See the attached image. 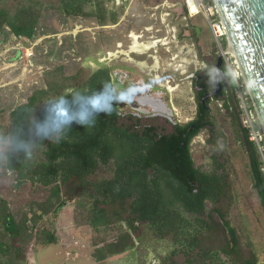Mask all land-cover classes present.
I'll return each mask as SVG.
<instances>
[{
	"label": "trees",
	"instance_id": "obj_1",
	"mask_svg": "<svg viewBox=\"0 0 264 264\" xmlns=\"http://www.w3.org/2000/svg\"><path fill=\"white\" fill-rule=\"evenodd\" d=\"M85 1H96L103 11L99 22L116 19L114 10H109L106 18L99 0H0V43L10 33L35 40L42 11L57 9L67 15H83ZM189 29L192 35L199 34L196 25ZM214 62L206 67L204 78L197 75L193 81L198 108L193 120L148 125L131 113L122 114L116 104L111 115L100 114L91 128L73 125L60 143L39 142L31 157L7 150L5 166L15 173L14 186L29 182L44 193L16 210L0 196V264H27L26 251L32 242H56V235L42 222L49 213L56 214L67 200L74 202V224L88 225L93 244L102 243L94 249L96 258L128 250L147 237H171L191 250L200 246L201 257L205 245L208 264H263L255 253L242 251L235 228L220 206L222 201H229L227 171L221 163L209 171L200 169L190 151L191 138L203 128L197 122L205 113L199 99L211 83L208 72ZM219 69L224 77L219 80L221 92L215 97L220 98L229 117L235 141L247 152L252 187L264 216V174L255 147L239 124L229 72L223 63ZM105 80H111L110 68L105 64L91 71L79 66L72 73L65 72L63 63L46 68L40 84L32 86L23 100L9 105L8 135L32 138L29 108L31 114L39 115L45 98L69 87L99 88ZM207 122L211 125L207 141L214 144L219 129L214 122ZM213 159H217L215 155ZM186 213L195 214L194 221L204 223L205 231H188L192 221ZM219 253L225 259L220 261ZM190 255L186 260L193 264L198 251ZM160 259V264H166V256Z\"/></svg>",
	"mask_w": 264,
	"mask_h": 264
},
{
	"label": "rangeland",
	"instance_id": "obj_2",
	"mask_svg": "<svg viewBox=\"0 0 264 264\" xmlns=\"http://www.w3.org/2000/svg\"><path fill=\"white\" fill-rule=\"evenodd\" d=\"M99 3L105 9L106 18L109 10L116 11L114 22L109 19L98 21L103 11L99 10L96 1L83 2V15H67L57 9L42 11L35 30L37 42L33 48V62L47 68L63 63L66 73H72L79 66L91 71L105 63L109 52L126 51L132 41L131 33L140 35L138 39L143 42L156 40V44L145 52H127L134 60H145L149 66L153 58L147 53L156 54L159 64L156 71H150V74L146 70L139 72L132 62L127 61L128 54L124 52H119L117 59H110L109 65L116 69L123 80V87L125 84L139 85L142 89L140 92L149 88L155 91L158 89L155 74L159 75V80L167 88L174 83L175 87L171 90H166L165 86L158 90L165 100L166 97L171 99L176 121L184 123L189 120L196 102L193 81L197 75H204L206 67L213 63L218 54V45L209 33L205 20L199 15L185 18L182 0H99ZM191 25L199 27L198 35L191 34ZM9 35V49L3 51L5 43H0L2 56H12L14 50L11 46L17 42L29 41L27 39L24 42L25 37H13L10 40L13 34ZM194 67V74L186 77L187 73L193 72ZM1 72L11 78L10 82L0 88V136H7L9 104L13 100H23L30 88L41 81L37 69L26 71L20 64ZM168 78L170 82L166 81ZM134 98L133 95L130 102L122 104L121 109L126 111L136 106ZM207 106L208 119L219 129L220 136L211 144L207 141V128L203 129L191 140L192 157L202 170L209 171L218 163L225 168L229 201H222L220 206L229 224L235 228L242 251L255 253L264 264V218L252 187L247 152L235 141L220 98L210 99ZM156 121L159 125L163 123V118L159 116ZM215 147H218L216 151ZM6 152V147L0 148V196L7 199L16 210L29 200L41 196L44 191L41 187H32L29 182L14 186L15 173L5 166ZM214 155L217 159H213ZM99 174L105 175L107 172L100 171ZM73 207V200H67L56 214L49 213L44 218L42 224L56 235L57 240L54 243L32 242L26 251L27 264H73L72 260L64 257L62 247L65 242L94 240L88 225L74 224ZM151 240L147 237L144 247L160 262V257L169 249L170 240ZM79 262L74 261V264ZM81 262L86 264V261Z\"/></svg>",
	"mask_w": 264,
	"mask_h": 264
},
{
	"label": "clouds",
	"instance_id": "obj_3",
	"mask_svg": "<svg viewBox=\"0 0 264 264\" xmlns=\"http://www.w3.org/2000/svg\"><path fill=\"white\" fill-rule=\"evenodd\" d=\"M230 71V70H229ZM210 82L215 85L224 74L213 67L208 72ZM139 85L121 87L115 80H105L99 88H66L62 93L49 96L41 103L39 115L27 111L32 138L23 139L17 135L0 136V148L9 152L23 153L31 157L41 141L60 143L66 138L73 125L91 128L100 114L111 115L118 103L130 102L135 92L141 91Z\"/></svg>",
	"mask_w": 264,
	"mask_h": 264
},
{
	"label": "water",
	"instance_id": "obj_4",
	"mask_svg": "<svg viewBox=\"0 0 264 264\" xmlns=\"http://www.w3.org/2000/svg\"><path fill=\"white\" fill-rule=\"evenodd\" d=\"M225 28V39L233 51L258 124L264 133V0H211ZM128 54V53H127ZM132 59V57H131ZM222 55L215 56L214 67L220 68ZM218 81L204 95L217 94Z\"/></svg>",
	"mask_w": 264,
	"mask_h": 264
},
{
	"label": "built area",
	"instance_id": "obj_5",
	"mask_svg": "<svg viewBox=\"0 0 264 264\" xmlns=\"http://www.w3.org/2000/svg\"><path fill=\"white\" fill-rule=\"evenodd\" d=\"M182 6L185 18L199 15L205 20L209 33L218 45L217 53L222 55V63L228 70L232 81L233 93L237 100L240 124L246 130L247 139L252 142L255 147L259 159V168L264 174V133L258 124L257 115L250 101L237 60L225 39V28L217 15L216 8L211 0H182ZM139 36L140 35H138V37ZM28 40L27 43L17 42L13 45L18 52L16 59L3 61L2 68L15 67L17 63L22 65V69L26 71H31L35 68L41 80V74L47 67L33 62V48L37 40ZM223 40H225V43H223ZM151 55L154 59L155 54L151 53ZM111 57L113 56L111 55ZM111 57L108 54L106 58L109 60Z\"/></svg>",
	"mask_w": 264,
	"mask_h": 264
},
{
	"label": "flooded vegetation",
	"instance_id": "obj_6",
	"mask_svg": "<svg viewBox=\"0 0 264 264\" xmlns=\"http://www.w3.org/2000/svg\"><path fill=\"white\" fill-rule=\"evenodd\" d=\"M130 37H131V35H130ZM127 50L129 51V46H128V49ZM115 52H117V53L116 54H113L112 55L113 57L110 56L111 59H114V58L117 59L118 53L119 52H124V50L123 51L116 50ZM124 53L126 54L127 52H124ZM147 54H148V56L152 57L151 54H149V53H147ZM107 59L105 60V63H103V64L107 65L110 68V78H111V80L117 81L119 83V85L121 87H123V80H121V78L118 76V73H117L116 69H114L111 65H109V62L108 61L110 59L109 60H107ZM126 59H127V61L132 62L139 69V72H143L144 70H146L148 74H150V71H156L157 68H158V66H159V64H157V67L156 68L153 67V65L155 63V60H157V62H158V57H157L156 54L154 55L153 63L150 64V66H149V64H147L145 62V60H134L133 58L131 59V56L129 54L127 55ZM141 62H144L145 64L143 65V64H141ZM202 66H204V63H202ZM195 70H196V67H194L193 72L187 73L186 74V77H191L194 74V71ZM154 78L157 79L156 86H158L157 87L158 89H159V87H164L165 86L163 84V81H160L159 80V75L158 74H155L154 75ZM166 81L167 82H170L171 79L168 78ZM138 83L139 82H137V84ZM172 84H173V86L170 85L168 87L169 90H171V89H173L175 87V84L174 83H172ZM127 86H128V84H125V87H127ZM156 86H154V87H156ZM165 88H166V90H168L167 86H165ZM200 88H201L200 86H198V87L196 86V89H200ZM158 89L155 91L153 88L152 89L149 88L145 92H140V91L135 92V94H134L135 98L134 99L136 101V106H131L132 109H129V110L124 111V110L121 109V105L124 104V103H118L119 111L122 112V114L131 113L135 117L139 118L140 121H142L144 123H147L148 125H155L156 123L158 124L159 122H157V121L155 122V119L157 117H159V116H161L163 118V123L162 124H165V125H170V124L171 125H174L175 123H180V122H178V121H176L174 119V108H173V106H172V104L170 102L171 99H169L168 97H166L167 100H165L161 96V94H160L161 91L158 90ZM211 89H212V83H210L209 88L207 87V88L204 89V93L201 96V98L199 99V101L205 107L204 108L205 109V113H204V116L201 119H197V122H198L199 125H202L203 128L198 133H196L195 135H193V137L191 138V140L195 136H198V134H200L203 129L207 128V130H208L209 126H211L207 122L209 120L208 119L209 109H208V106H207V103L206 102H208L210 99H213V98L216 99L215 96H218V94L221 92V89H220V91L217 94L212 95V96L209 95L207 98H205L204 100H202L203 96L206 95V94H208L211 91ZM194 98H195V96H194ZM126 103H128V102H126ZM197 113H198L197 102H195V104H194V111L192 113V116L189 118V120H187L185 122H188L190 120L195 119L196 116H197ZM239 124H240V120H239ZM240 126H241V124H240ZM155 130H158V129L156 128ZM191 140L189 142V145L191 143ZM190 151H191V145H190ZM193 161H194V159H193ZM194 164H195V161H194ZM186 216L188 218H190V220L192 221V223H190V225H189L190 228L187 229L188 231L194 230V228H196V230H198L199 232H204L205 231L204 228H203L204 227L203 226L204 223L202 225L201 222L194 221L195 220V217H196L195 214H193V213H186ZM200 217H201V219L203 221H205V216L200 215ZM163 240L164 239H162V241ZM169 240H170V243L178 244L171 237L165 238V241H169ZM151 241L152 242H155V241L160 242L161 240H154L153 239ZM145 242H147V241L144 240V242L142 244L145 245ZM219 254H221V253H219ZM164 256H166V254Z\"/></svg>",
	"mask_w": 264,
	"mask_h": 264
},
{
	"label": "crops",
	"instance_id": "obj_7",
	"mask_svg": "<svg viewBox=\"0 0 264 264\" xmlns=\"http://www.w3.org/2000/svg\"><path fill=\"white\" fill-rule=\"evenodd\" d=\"M207 29H208V27H207ZM137 35L138 34L131 33L132 41H131V44L129 45V51H136V50L131 49V45L134 41V37L136 40H139ZM13 37H15V36L12 35L10 40H12ZM26 40L27 39H23L24 42H26ZM152 41L153 40H149V41H146V43H151ZM140 42H143V41H140ZM3 43H5L2 47L3 51L10 48V47H8L9 46L8 40L4 41ZM11 48L14 50L12 56H9L7 54L2 56L1 53L3 51L0 52V64L3 61H7V60L9 61V60H15L16 59V55L18 54V52L13 46H11ZM121 51H123V50H121ZM129 51L126 50L124 52H129ZM138 52H140V51H138ZM116 53L117 52H109L108 54L111 56V55L116 54ZM156 62H157V60H155V63L153 65L154 68H156ZM141 64L144 65L145 63L141 62ZM157 64H158V62H157ZM4 69L9 70L11 68H2V65H1L0 71H2ZM10 81H11V78L9 76L4 75L2 72L0 73V88L4 84H7ZM13 102H15V100H13ZM12 103H10L9 105H11ZM0 106H2V104ZM261 213H262V210H261ZM262 216H263V213H262ZM263 218H264V216H263ZM99 245H102V243H99L96 245V244H93V242H89V241L88 242H82V241L72 242V241H69L68 243L65 242V246L62 248H63L64 257L72 260L73 264H74V261L75 262L80 261L77 264H82L81 261H86V264H160V262L157 261L155 256L152 253H149V250H146L148 248L144 247V245L142 243H139L138 241L135 242L134 247H132L128 250H125V251L117 253V254H109V255H106L104 257L96 258L94 256V249L96 246H99ZM168 248L169 249L166 253V259H167L166 264H175V263L176 264H188L186 257L189 256L191 258V255H190L191 251H195V250L198 251V255H197L198 257L196 260H194L193 264H208L205 245L203 248L202 257L200 256L201 255L200 246H198L197 249L195 247L194 250H191V247L184 246V244L182 246L180 244L170 243V246H168ZM145 253H146V255L144 257ZM149 254H151V255H149ZM219 259L221 261L225 258L222 254H219ZM261 262L263 263V260H261ZM234 264H238V263H234Z\"/></svg>",
	"mask_w": 264,
	"mask_h": 264
},
{
	"label": "bare ground",
	"instance_id": "obj_8",
	"mask_svg": "<svg viewBox=\"0 0 264 264\" xmlns=\"http://www.w3.org/2000/svg\"><path fill=\"white\" fill-rule=\"evenodd\" d=\"M155 43H156L155 40H153L151 43L140 42L139 40H136L134 37V41L131 45V49L136 51H144L149 49L150 47H153ZM156 67H157V62H156Z\"/></svg>",
	"mask_w": 264,
	"mask_h": 264
}]
</instances>
